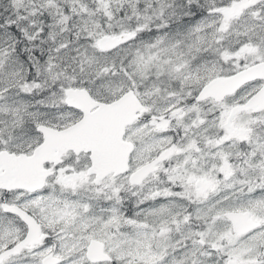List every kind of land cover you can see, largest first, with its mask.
I'll list each match as a JSON object with an SVG mask.
<instances>
[{"label":"snow or ice","instance_id":"snow-or-ice-1","mask_svg":"<svg viewBox=\"0 0 264 264\" xmlns=\"http://www.w3.org/2000/svg\"><path fill=\"white\" fill-rule=\"evenodd\" d=\"M0 264H264V0H0Z\"/></svg>","mask_w":264,"mask_h":264}]
</instances>
